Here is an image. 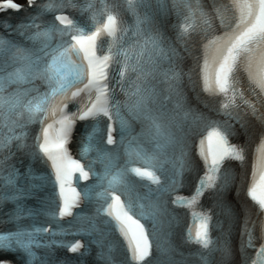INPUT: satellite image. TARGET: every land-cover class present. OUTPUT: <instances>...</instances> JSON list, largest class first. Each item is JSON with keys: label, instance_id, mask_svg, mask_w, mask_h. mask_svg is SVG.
<instances>
[{"label": "snow or ice", "instance_id": "6c2138e0", "mask_svg": "<svg viewBox=\"0 0 264 264\" xmlns=\"http://www.w3.org/2000/svg\"><path fill=\"white\" fill-rule=\"evenodd\" d=\"M83 7L0 0L26 13L0 15V264H264V0ZM129 173L156 184L149 196ZM81 201L92 211L58 219ZM170 205L191 209L194 252L168 242Z\"/></svg>", "mask_w": 264, "mask_h": 264}]
</instances>
